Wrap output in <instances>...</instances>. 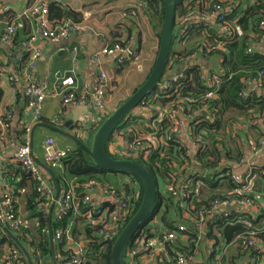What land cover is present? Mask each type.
Here are the masks:
<instances>
[{"label":"crops","instance_id":"crops-1","mask_svg":"<svg viewBox=\"0 0 264 264\" xmlns=\"http://www.w3.org/2000/svg\"><path fill=\"white\" fill-rule=\"evenodd\" d=\"M192 1L184 0V5L189 6ZM220 1L232 6L235 2V0ZM37 4V0H0V7L6 9V12L0 15V93H2L0 99V116L9 110L13 111L6 138L1 137L2 127L0 126V162L4 165L3 170L5 168L0 177V194L3 193L8 183H19L21 180V176H19L21 167L16 162L15 155L25 140H28L30 146L33 143L32 149L36 164L45 171L46 176L51 178L56 192L58 191L57 182L43 167L46 166L44 143L47 139L53 138L56 141L57 147L60 149L70 148L75 151L76 147L79 146L71 139L59 135L53 128H59L67 133L69 129L65 127L66 125L69 128L74 127L73 134L86 145H92L98 115L91 95L86 104L77 107H65L60 95V82L62 79L73 76L78 82L77 92L81 93L85 83H88L90 88L92 87L93 89L100 72H105L109 79L106 99L109 111L113 114L147 81L159 52L160 36L162 34L158 22L160 19H156L152 9H149L140 0H61V3L58 5L62 10L76 14L79 21L77 24L91 27L97 35H76L59 43L39 38L41 30L38 16L41 14L36 10ZM198 13L196 7V10L192 12L193 15L190 20L200 19L201 16ZM53 16L54 12L52 13L50 10L49 17L52 19ZM11 21H16L19 25L17 36L10 43L3 44L1 42V36L8 22ZM202 33L201 35L199 32L193 30L184 34L178 28L176 31L177 40L175 42V51L179 53L178 55L182 56L180 61L184 60L187 66H199L204 69V73L206 74L207 67L211 63H209L210 61L207 60V57L200 50L195 52L196 47L203 44V38L209 36L206 32ZM33 35L38 36V42L43 49V55L38 62L33 76V84L43 89L46 95L41 122H33V117L27 109V98L25 94L28 84L22 79L20 72L17 70L20 68V63H18V55L20 53L19 44ZM119 40L131 46L134 56L130 60L120 63L119 56L101 57L98 61L91 60L93 55L100 53L107 46L118 43ZM254 41L257 51L264 53V34L259 36L255 35ZM192 56H194V59L190 61L189 59ZM168 72L172 75L175 73L180 74L177 66L173 63L171 64L170 70L168 69ZM250 89H256L259 95L264 94V89L260 87H250ZM157 101L158 104L156 106L170 104H163L161 100ZM134 114L135 116H132V122L134 121V126L144 136L148 132V123L150 121L149 111L145 109L142 112H134ZM240 119L245 118L234 119V121ZM27 128L31 129L30 133L25 132ZM169 132L167 127L161 128L156 136V144H164L165 146L169 139ZM229 133V129L227 130V128L226 130H221L218 135L220 141L218 144L235 156L244 153L251 157L247 143L248 138L252 137L264 143V119L260 120L257 126L250 127L237 138L230 136ZM176 139L186 148H192L193 140L190 137L189 123L178 131ZM111 148L112 142L109 150ZM251 165L256 169L264 170V153L257 158L252 157ZM227 167L229 170L226 172L225 168ZM247 168V166L232 167L226 165L218 167L220 173L215 178L216 189L214 191H211L201 181L195 180L194 174H198L204 170L203 168H196V171L189 175L194 180L192 204L201 202L202 200H208L212 196L226 195L234 186L232 180H228L226 177L231 174L242 175L247 171ZM106 176L110 184L114 187H116V183L119 185L131 184L128 177L123 175L107 173ZM72 180L75 183L78 181L77 179ZM166 185H168L166 181L160 180V192L163 196L167 194ZM27 186H31L29 182L25 186L27 194L19 193L16 209L18 210V214L30 224H36V219L29 220L28 201L30 187ZM251 191L255 196L261 197L264 201V179L258 177L255 183H253ZM63 192V184H61L60 194ZM56 196H58L57 193ZM93 198L98 202L106 204V200L101 199L98 194L94 195ZM39 201L40 205L38 208L41 213L46 215V217L49 216L52 218L53 216L55 218L57 212L56 205H50L44 199ZM185 209L186 206H184ZM214 218L212 217L211 219ZM83 222L89 224L86 220ZM2 224L7 228L9 227L5 223ZM78 224L79 229L83 231L80 223ZM207 229H212L213 234L219 237L220 233L217 228L208 226ZM35 232L34 229L33 233ZM4 235L7 236L4 229L0 227V240L4 238ZM7 238L9 237L7 236ZM81 242L86 243V240L84 239ZM58 245L60 244L56 243L55 245L56 255H58ZM200 245L202 249L198 248L195 250L188 264H230L228 261L226 263L222 262L224 256L229 258L239 251L236 245H226L221 241L220 237L219 243L217 244L215 242L214 244L209 242ZM6 248L4 251L8 250ZM68 248L69 246L66 244L64 247L65 252H67ZM4 251L3 253H5ZM218 251L221 253L215 256V252ZM202 252H204L203 255ZM3 253L1 254L0 246V261ZM141 264H155V262L150 259H145L141 260Z\"/></svg>","mask_w":264,"mask_h":264},{"label":"built area","instance_id":"built-area-1","mask_svg":"<svg viewBox=\"0 0 264 264\" xmlns=\"http://www.w3.org/2000/svg\"><path fill=\"white\" fill-rule=\"evenodd\" d=\"M37 11L39 15L40 25V37L43 40H50L55 43L68 40L72 36L76 35H97L93 29L87 25L74 24L72 22H66L61 24H51L48 19V8L52 4H59L61 0H37ZM205 5H208L206 3ZM213 11L200 15L201 18L198 20L190 21L195 28L201 26V22L205 20L207 23L205 30L206 33L219 27L220 37L216 38L215 44L209 46L207 55L215 54L219 51L226 52L228 44L235 41L241 40L245 36L243 28L237 24V22L229 21V18L233 12L234 7L227 5L226 2L220 1V4L214 5ZM6 12L5 8L0 7V15ZM192 13L188 17H192ZM212 20V21H211ZM180 23L182 21H179ZM260 28L264 29V20L260 23ZM19 25L16 21L8 22L4 32L1 36V42L3 44L10 43L18 33ZM38 36L33 35L29 39L24 40L19 44L20 53L18 55V63L25 66V70L20 72L22 79L28 84L25 94L27 98V109L33 117V122H41L44 103L46 95L43 89L33 84V76L37 69L38 62L43 55V49L38 42ZM257 52L255 41L252 37L247 41L246 53L255 54ZM133 50L128 44L119 42L105 47L100 53L93 55L92 61H98L101 57H112L119 56V61L124 62L130 60L133 56ZM194 59V56L190 57V61ZM211 59L209 57V60ZM209 62V63H210ZM218 67L220 66V60L218 59ZM210 65V64H209ZM208 65V67H210ZM207 67L206 74L203 76V82L207 90L205 94L197 98L178 99L165 106H151L146 105L147 101H143L133 113L122 123L113 135L112 148L109 150L113 156H119L124 159L136 158L138 156L148 159L151 157L155 150L159 147L156 144V136L160 131L159 126L167 122L169 123V131L173 134H177L178 131L185 127L187 123L190 124V137L193 140V146L187 149V155L189 157H195L201 151L206 150V142L199 134L194 130V123L203 114L209 117V109L211 107V101L217 99V92L222 84V79L216 72L212 73ZM212 68V66H211ZM214 69V68H212ZM167 74L164 76V80L161 81L159 88L161 90H167L171 86V81L176 80L178 77H182L181 74L175 73L174 75ZM252 85L260 87L264 83V72H261L256 79L252 81ZM77 80L71 76L61 80L60 95L63 100L65 107H77L86 104L88 99H91L95 105L98 120L95 124V133L99 127L106 121L111 115L107 103V92L109 86V79L105 72L101 71L94 86V93H92V87L88 83L83 86L81 93L77 92ZM244 97H248V93H243ZM171 97V96H170ZM167 97V98H170ZM149 111L150 121L148 123V132L142 136L138 129L132 122V116L134 112H142L144 110ZM13 111L9 110L7 113L0 116V126L2 127L1 137H7V130L10 128V121ZM264 117L254 118L250 123L244 119L236 120L231 123L229 132L234 138H237L240 134L245 133L250 126H257L260 120ZM198 123H196L197 125ZM25 132L30 133L31 129L27 128ZM179 143L180 141L176 139ZM249 151L251 157L244 154L240 160L234 159L230 161L225 158L224 163L231 165L232 167L247 166V171L240 174H232V179L236 187L230 193L221 197H214L209 200L207 204L200 205L198 209H195V213L190 215L191 212H186V218L192 219L201 231L204 225L212 217L217 218L222 215H229L226 212L227 207L236 206L235 212L241 215L251 214L258 215L262 208L261 197H251L247 191H251L253 183H255L256 175L253 170L254 167L251 165V159L257 158L264 153V143H257L252 137L248 138ZM167 144L161 145L162 150L167 149ZM181 144V143H180ZM45 148V165L51 170L60 171L62 169L63 161L68 158L73 150L70 148L60 149L57 147L56 141L53 138H49L44 143ZM16 162H18L24 169L27 175H31L33 180L37 183V192L41 198L47 201L48 204L57 207L56 217L58 221H62L65 217L72 214L73 219L83 217L88 223L97 228L96 235L104 240L116 239L128 219L136 214L135 202L138 200L140 195V189L138 188L133 192H120L117 187L112 186L108 183H102L99 180H93L85 183L81 186L85 191V196L80 197L73 182L70 183L68 189L56 196V188L53 185L51 178L46 176L45 171L36 164L33 149L30 146L28 140L19 148L15 155ZM184 167L181 172L185 178L182 180H173L170 184L166 185L167 194L165 197H176L183 206H187L190 199H192L193 182L194 180L189 177L193 174L195 168H204L197 160L193 161V165H190L185 158ZM3 163L0 162V177L3 172ZM206 172H209L206 170ZM178 174V175H177ZM174 178L179 177L177 173ZM66 179L64 178L63 182ZM124 186V185H122ZM160 190V187H159ZM22 194L26 193V190L21 191ZM161 193V192H160ZM98 194L101 199L106 200V204L94 200L93 196ZM162 194V193H161ZM18 199L15 197L13 189L7 184L2 194H0V222L5 223L13 231L28 230L30 223L18 214L16 205ZM49 205V207H50ZM221 212V214H220ZM177 213V212H176ZM214 218V219H215ZM242 223L248 228L252 229V224L249 221H242ZM159 225L155 219L150 223L149 227L151 232L155 234L154 238L147 239L146 237L137 238L134 240L126 253V260L130 264H138L136 259L141 261L150 259L155 264H188L191 258L188 255L180 256L177 259L171 260L167 258L164 261L163 255H168L163 243L165 241H172L177 239V234L184 233L186 227L184 225L179 226L178 232H167L164 228L156 231V226ZM74 222H70L68 229L66 230V242L69 246L67 250V256L64 258L62 264H84L86 256L87 243L76 242L72 236L71 231L73 229ZM122 229V230H121ZM183 235V234H182ZM250 236L252 237L246 245L248 248H260V245L256 243L255 236L256 232L251 231ZM141 237V236H140ZM55 242L61 244L63 241V233L57 232L54 234ZM15 251H11L7 256V261L4 264H20L17 256L14 255ZM168 257V256H167ZM264 259V257H263Z\"/></svg>","mask_w":264,"mask_h":264},{"label":"trees","instance_id":"trees-1","mask_svg":"<svg viewBox=\"0 0 264 264\" xmlns=\"http://www.w3.org/2000/svg\"><path fill=\"white\" fill-rule=\"evenodd\" d=\"M140 1L144 2L149 9H153L156 3L162 2L163 0ZM184 3V0H178L173 47L170 61L165 72L166 75L170 64L173 63L177 66V70L182 75V77L172 80L171 86L167 90H161L158 87L149 98L145 99V101H147L146 105L148 107L156 106L158 104L157 100H161V103L164 104L174 102L178 99L197 98L205 94L207 90L202 80L203 76L205 75L204 69L200 68L199 66H187L184 60L180 61L182 56L178 55L179 53L175 51V42L177 40L176 31L179 28L184 32V34H187V32L194 30L202 35V32H205L207 29V23L205 20H203L201 22V26L196 29L195 26L192 27V25H190V21L192 20H190L188 15L196 10V7L197 11L199 12L198 14L200 15L212 12V7L214 5L220 4V0H193L189 6H185ZM206 3H208L209 6L205 5ZM233 7L234 9L229 21L237 22V24L243 28L245 36L241 40L239 39L229 43L226 52L219 51L215 54L206 56L207 60H209V57L210 59L217 57L220 60V66L218 69H212L211 66L208 67V69L212 73L216 72L219 74L222 79V84L217 92V99L211 101V107L209 109L210 116L204 117V115H202L194 123V130H196L195 132L199 134V136H201L206 142V150L201 151L194 158L189 157L190 155L186 156L187 149L185 146L176 140V134L169 132L167 144L168 148L164 151L159 144L160 148H157L153 155L148 159H144L141 156L136 158H128L146 167L156 180L158 188L160 187V180H164L170 184L174 179H188V177L185 178L184 174L181 172L186 158L190 165H193V161L195 160L202 164L204 170L200 171L198 174L195 173L194 178L195 180L201 181L207 185L211 191H214L216 189L215 178L220 173L218 171V167L224 165L231 166L225 164L224 159L227 158L230 161H233L234 159L240 160L244 155V153H242V155L239 154L235 156L219 145L218 143L220 141L218 139V135L220 134V131L224 129L226 130V128L227 130H230L231 123L234 121V119L244 117V120L250 123L254 120V118L264 117V94L259 95L256 89H250L251 85L253 84L252 81L256 79L261 72H264V53L258 51L255 54L246 53L247 41L249 38L252 37L255 40V35L259 36L264 34V29L260 28V23L264 20V0H235ZM50 10L52 13L54 12L52 19L49 17ZM47 16L48 21L54 25L66 22H72L74 24L79 23L76 14L62 10L58 4H52L49 6ZM179 21L182 22L180 23ZM220 35V32H217L214 28V30L209 32V36H205V38H203V44L198 45V47L195 49V52L200 50L201 53L206 55L209 46L214 45L216 38L220 37ZM119 42L122 41L119 40ZM123 44L125 45L126 42H123ZM17 70L18 72H23L25 70V66L20 65V68ZM260 88L264 89V83L262 86H260ZM245 92L248 93V97L243 96V93ZM1 97L2 93H0V99ZM196 123L198 124L196 125ZM164 127H167L169 130V123H162L159 126V129ZM229 134L232 136L231 133ZM112 140L113 137L108 143V152ZM256 142L262 143V141L257 140ZM110 155L114 159H124L119 156H113L112 154ZM62 165L63 167L60 169V171L50 169L53 173L55 181L60 186V188L61 184H63V191H66L70 183L73 182V187H75V190L78 194H80L81 198L85 196V191L83 188H81V186L85 183L91 182L93 180H99L102 183L110 184L109 179H107L106 176L107 173L128 177L131 184H125L122 186L116 183L115 186L120 192H123L122 190H125L126 192H134L139 186L140 195L134 206L136 208V213L139 210L143 200V188L141 182L137 178L127 173L108 171L98 168L89 155L80 147H76V150L73 151L72 154L63 161ZM19 166L21 167L20 164ZM20 169V182L12 183L10 181L12 184L8 183V185L10 187L12 186L11 188L14 189L15 197L18 199L19 193H21L22 190H26L25 186L27 185V182L30 183L31 186H27L30 187V196L28 201L29 220L36 219L37 223H31L28 230L12 231L10 227H8V229H10V231L14 233L17 239L22 243L31 258L32 264H53L48 234L50 220L54 234L57 232L63 233V241L57 247V258L59 257V264H62L64 258L67 256V252H65L64 247L67 244L66 230L68 229L70 222H74V226L71 231L72 238L77 243L84 241V239L86 240L87 247L84 264H113L112 250L117 238L108 241L95 236L97 228L90 224L84 223L83 221L85 219L83 217L73 219L72 214H70L62 221H58L53 216L52 218L49 216L46 217V215L41 213L40 209L38 208L40 205L39 200L43 198H41L40 194L37 192V183L33 180L31 175H27L25 173L22 167ZM206 170L209 172H206ZM228 170V167L225 168L226 172ZM194 171H196V168ZM253 172L256 175L255 181L258 177L264 179V170L254 168ZM177 173H179V177L174 178L173 176H175ZM231 177L232 174L226 177V179L232 180V184L234 185L232 189L228 191V193L233 191L236 187V184H234ZM64 178L66 180L63 182ZM72 179H77V183H75ZM247 193L251 197H255L252 191H247ZM26 194L27 190L25 195ZM214 197L221 196H212L211 198ZM211 198L208 200H202L201 202H196L194 204H192V199H190L186 209L184 210L183 204L176 197H165L160 193L157 207L148 221V224L141 228V230L134 237L133 241L137 240L138 237H146L147 239L154 238L155 234L151 232L149 225L155 219L159 223V225L156 226V231L164 228L169 233L178 232L180 225H184L186 227V231L184 233L177 234V239L165 241V243H163L164 248L168 252V255H163L162 259L164 261H166L167 258L174 260L185 255H188L190 258H192L195 250L198 248L202 249L200 244H207L209 242L213 244L215 242L217 244L219 243L220 237L223 243L226 245L234 244L239 250L236 254L232 255V257L226 258L224 256L222 262L226 263L228 261L230 264H264V201H262V208L258 215H241L238 212H233L227 216H218L215 219L209 220L204 226L203 231H200L192 219L185 217V213L191 212L190 215L194 214L195 209H198L200 205L207 204ZM132 218L133 217L131 216L128 219L124 227ZM244 220L249 221L252 224V229H248L242 223ZM78 223H80L82 226L83 231L79 229ZM208 226L217 228L218 232L220 233L219 237L213 234L212 229H207ZM33 227L36 231L35 233H33ZM252 230L256 232L255 241L260 245V248L256 249L246 247L247 243L252 239L250 236V232ZM0 246L1 254L6 247L8 248L7 251H4L5 253H3L1 257L0 264H4L5 260L7 261V256L13 250L15 251L14 255L17 256L18 262L20 264H28L23 251L13 240L7 238V236L4 235V238L0 240ZM223 248L221 249L223 250ZM220 253L221 252L218 251L215 252L214 255L216 256ZM203 254L204 252H202V255ZM136 261L138 264H141V261L137 259ZM126 264L130 263L126 260Z\"/></svg>","mask_w":264,"mask_h":264},{"label":"water","instance_id":"water-1","mask_svg":"<svg viewBox=\"0 0 264 264\" xmlns=\"http://www.w3.org/2000/svg\"><path fill=\"white\" fill-rule=\"evenodd\" d=\"M178 0H164V24L162 34L160 36L159 52L152 69V72L147 81L130 97L125 103H123L113 114H111L105 122L96 131L91 146L86 145L82 140L73 134L74 127L69 128V132L65 133L59 128H53L59 135L71 139L82 150H84L89 157L93 160L94 164L103 170L118 171L127 173L137 178L143 188V200L141 206L134 217L123 228L119 236L117 237L112 250L113 264H126V253L134 237L141 230L142 227L148 224L155 208L158 204V198L160 190L158 184L149 170L140 163L133 160H118L114 159L108 152V143L113 137L118 127L133 113V111L147 98H149L159 87L161 81L164 78L166 69L168 67L170 56L173 47V37L175 30L176 14H177ZM39 18V16H38ZM217 32L220 31L219 27L215 28ZM212 68L218 67L217 57L211 59ZM255 86L252 85L251 88ZM94 93V87L92 89ZM206 117V114H203ZM34 136V135H33ZM33 140V139H32ZM33 148V143L31 145ZM48 173L53 176L52 171L43 166ZM54 178V176H53ZM57 184V183H56ZM57 197L60 196V186L57 184ZM237 210L236 206L226 208L227 213H233ZM7 234V236L13 240L18 247L23 251L28 264H32L31 258L17 237L2 223H0ZM49 240L52 253L53 264H59L56 255V242L54 238V232L52 223L49 224Z\"/></svg>","mask_w":264,"mask_h":264},{"label":"rangeland","instance_id":"rangeland-1","mask_svg":"<svg viewBox=\"0 0 264 264\" xmlns=\"http://www.w3.org/2000/svg\"><path fill=\"white\" fill-rule=\"evenodd\" d=\"M155 9H152V11L154 12L155 14V17L156 19L159 18L160 21L159 22V27L161 28V33H162V30H163V24H164V0L162 2H158L154 5ZM124 42V41H122ZM125 43V42H124ZM127 44V43H126ZM134 56V54H133ZM132 56V57H133ZM133 62V61H132ZM172 64V63H171ZM171 64L169 66V70L171 68Z\"/></svg>","mask_w":264,"mask_h":264}]
</instances>
